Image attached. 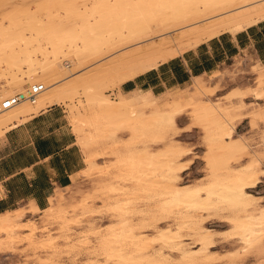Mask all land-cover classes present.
<instances>
[{
    "label": "bare ground",
    "instance_id": "bare-ground-1",
    "mask_svg": "<svg viewBox=\"0 0 264 264\" xmlns=\"http://www.w3.org/2000/svg\"><path fill=\"white\" fill-rule=\"evenodd\" d=\"M261 21L264 0H0V100L25 94L33 84L44 88L32 103L21 101L0 113V137L40 109L57 104L69 109L75 132L87 148L100 143L113 146L126 132L132 141L144 144L117 159L131 164L134 185H105L114 197L103 202L102 208L112 213L116 222L102 236L108 255L104 263L115 258L120 264H167L177 257L189 264H232L211 255L214 231L201 222L211 216L226 220L225 233L240 244L242 252L257 250L263 243L264 201L249 191L257 187L260 172L264 174V155L253 152L251 161L228 173L213 171L207 179L181 184L180 174L188 170L181 157L190 153L175 144L166 150L160 146L164 131L175 128L177 117L190 107L176 102L161 106L169 97L177 99L176 90L161 96L118 91L121 83L186 50L223 33L235 35ZM215 81L196 77L189 87L192 98H198L195 103L203 105L196 106L199 119L214 118L216 139L227 146L234 142L235 128L206 94ZM261 85L264 91V78ZM115 90L119 95L112 99L110 93ZM238 105V109L247 106L243 102ZM260 143L264 149V129ZM229 149L233 153L245 147ZM95 162L87 158L89 170L101 166ZM59 201L53 193L48 199L50 207L41 212L66 218L62 205L53 209ZM38 212L31 201L24 208L0 215V245L20 237L24 216L28 221L21 231L35 244ZM136 216L140 225L149 220L174 224L158 227L149 236L136 231L131 223ZM89 231L97 232L98 227L91 225ZM186 237L195 239L196 249L186 243ZM40 243L52 246L50 239Z\"/></svg>",
    "mask_w": 264,
    "mask_h": 264
},
{
    "label": "rangeland",
    "instance_id": "rangeland-1",
    "mask_svg": "<svg viewBox=\"0 0 264 264\" xmlns=\"http://www.w3.org/2000/svg\"><path fill=\"white\" fill-rule=\"evenodd\" d=\"M263 68L264 67L259 66L257 70H262ZM236 71L238 70L236 69ZM217 78H219L220 81L216 80L214 84L220 85L221 77ZM214 84L211 89L206 88V94L214 105L220 109V112L226 116L229 122H232L231 124L234 128L244 117L248 116L250 117V128H255L256 130L255 133H253L254 136L248 138L235 133L233 136L234 142H230L227 146L225 144L220 145L214 134L216 132V126L212 123L214 118L208 117L206 119H199L196 109L200 107L201 104L195 103V101L198 100L197 97L194 99L192 98L191 87L179 91L177 99L175 100L169 97V101L161 103V106L163 105L165 107L169 103L172 105L174 104L172 102H176L185 108L190 107L183 112L182 116L177 117L175 128L164 131L163 143L160 146V150H166L168 145L175 144L179 145L184 151L190 153L185 157H181V161L183 159V165H188V171L184 175L180 174L181 184L195 182L202 178L207 179L213 171H216L215 173L218 174L228 173L229 170L238 168L240 165L251 161L253 159V152L259 157L264 155V149L260 147V136L264 127L259 132L258 124L256 125L254 124L255 122L251 121L252 117L254 120L264 124V97L257 93L259 86L256 89H252L246 85H238L219 97V94L215 96L214 93L216 90H220L221 87L218 89ZM110 95L112 99H116L119 93L115 90L111 92ZM246 96L251 97L253 103L242 109H238V104L243 102ZM255 103L258 106H254ZM62 107L67 112L72 132L76 136V141L78 142L84 158V169L73 176L74 179L71 186L62 191L58 190L53 192L58 194L60 199V203H55L53 209H55L58 204H60V206L62 205L67 212L66 218L49 217L47 213L38 212V220L35 223V235L33 236L35 244L31 245L27 236H24L27 232H22L26 229L24 224L28 221V218L27 216L22 217L20 222H23L21 225L24 229H22L20 225V230H18L20 239L17 238L15 242H5L0 245V264H102L108 258L107 253L102 247L101 240L106 233H109L111 229L110 226L116 222V218L106 208H102L104 205L103 202L114 197L105 185L109 183H116V185L126 184L129 187L134 185V182L130 179L131 164L128 161L118 162L117 159L119 156L123 155L122 157H124L127 153V155H129L134 150L141 149L144 144L140 140L132 141L131 134L126 132L122 134V138L117 142L118 144L116 143L117 147L116 144L112 146L110 144L100 143L98 145L93 144L87 148L82 144L83 140H79L80 137L75 132V125L69 118V109L66 106ZM249 108H251L250 111H248ZM191 129L193 130L190 133H181L183 131L189 132ZM210 135L211 137H209ZM234 145H243L245 149L242 151L234 150L233 153H230L229 147ZM222 146H226V149H223ZM115 148H117L116 151L119 150V153L114 150ZM88 157L93 158L94 161H97L95 163H100L101 166L89 170L87 163ZM97 159L100 160L98 161ZM119 175L124 176L126 179H129V181L120 180V177H118ZM258 179L259 183L257 187L250 190L249 193L256 197H262L264 201V174L262 172L258 175ZM47 207H50V205ZM151 221L152 220H149L144 223V225H140L142 222H140L138 216L131 219V223L134 225L137 232L149 236L153 235L155 229L158 227L174 224L172 221L168 220ZM225 221L226 220L220 216L205 217L201 221L204 228L214 231L213 234L215 238L213 239V247L210 249V251H212V257L217 255L221 258L219 261L232 264H264V241L257 250L246 253L242 252L240 250V244L232 240L227 233H225L227 230ZM91 225L98 227V231H89ZM85 234H87V237L83 236ZM85 238L88 241L85 243L81 242ZM48 239H50L52 246L45 247L40 243ZM186 241V243H191L195 249L197 248L195 239L186 237ZM104 264L120 263L117 259L111 258ZM167 264L189 263H182L177 257H173V260Z\"/></svg>",
    "mask_w": 264,
    "mask_h": 264
},
{
    "label": "crops",
    "instance_id": "crops-1",
    "mask_svg": "<svg viewBox=\"0 0 264 264\" xmlns=\"http://www.w3.org/2000/svg\"><path fill=\"white\" fill-rule=\"evenodd\" d=\"M259 66L264 67V21L235 35L220 34L186 50L156 69L121 83L118 91L128 94L139 90L161 96L186 89L196 77L214 82L220 81L217 78L220 75L221 84L215 86L221 89L216 90L215 96L221 97L233 87L246 85L252 89L259 86L257 93L264 97L261 85L264 69L257 70ZM243 102L250 105L253 99L246 96ZM251 121L258 124L259 132L264 127L252 117ZM250 127V117L246 116L236 124L235 133L246 138L254 136L256 129ZM83 161L67 112L60 105L40 109L25 122L10 128L0 137V215L31 201L40 211L45 210L54 191L71 186L72 177L84 169Z\"/></svg>",
    "mask_w": 264,
    "mask_h": 264
},
{
    "label": "built area",
    "instance_id": "built-area-1",
    "mask_svg": "<svg viewBox=\"0 0 264 264\" xmlns=\"http://www.w3.org/2000/svg\"><path fill=\"white\" fill-rule=\"evenodd\" d=\"M43 86L41 84L31 85L25 94L17 93L12 96H8L0 100V113L15 106L21 101H28L32 103L35 97L43 91Z\"/></svg>",
    "mask_w": 264,
    "mask_h": 264
}]
</instances>
